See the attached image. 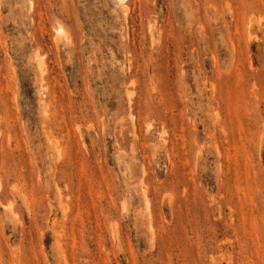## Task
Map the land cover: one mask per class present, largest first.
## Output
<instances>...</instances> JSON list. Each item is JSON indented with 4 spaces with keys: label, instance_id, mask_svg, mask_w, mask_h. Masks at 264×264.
Listing matches in <instances>:
<instances>
[{
    "label": "rangeland",
    "instance_id": "374dc122",
    "mask_svg": "<svg viewBox=\"0 0 264 264\" xmlns=\"http://www.w3.org/2000/svg\"><path fill=\"white\" fill-rule=\"evenodd\" d=\"M0 264H264V0H0Z\"/></svg>",
    "mask_w": 264,
    "mask_h": 264
},
{
    "label": "bare ground",
    "instance_id": "6f19581e",
    "mask_svg": "<svg viewBox=\"0 0 264 264\" xmlns=\"http://www.w3.org/2000/svg\"><path fill=\"white\" fill-rule=\"evenodd\" d=\"M120 1V3H124V1L125 0H119ZM65 29L64 28H62V27H59V28H57V34L58 35H60V36H66L67 35V32L66 31H64ZM9 208V207H8Z\"/></svg>",
    "mask_w": 264,
    "mask_h": 264
}]
</instances>
